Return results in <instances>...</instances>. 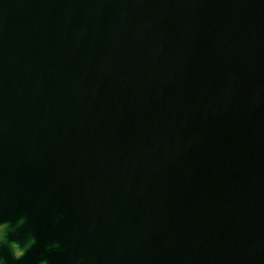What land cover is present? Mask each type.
I'll use <instances>...</instances> for the list:
<instances>
[{"label": "water", "instance_id": "water-1", "mask_svg": "<svg viewBox=\"0 0 264 264\" xmlns=\"http://www.w3.org/2000/svg\"><path fill=\"white\" fill-rule=\"evenodd\" d=\"M22 214L25 264H264V0H0Z\"/></svg>", "mask_w": 264, "mask_h": 264}, {"label": "clouds", "instance_id": "clouds-1", "mask_svg": "<svg viewBox=\"0 0 264 264\" xmlns=\"http://www.w3.org/2000/svg\"><path fill=\"white\" fill-rule=\"evenodd\" d=\"M28 224L27 214L14 219L0 217V251L7 252V257L0 255V264H25L28 253L37 245V236L29 229ZM61 247L59 240L47 243L36 264H50V254Z\"/></svg>", "mask_w": 264, "mask_h": 264}]
</instances>
